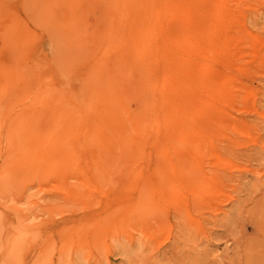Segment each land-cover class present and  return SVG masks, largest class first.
<instances>
[{
	"label": "bare ground",
	"instance_id": "obj_1",
	"mask_svg": "<svg viewBox=\"0 0 264 264\" xmlns=\"http://www.w3.org/2000/svg\"><path fill=\"white\" fill-rule=\"evenodd\" d=\"M256 2L50 0L42 27L64 35L71 57L45 61L43 30L0 0V194L37 186L80 198L100 191L88 179L102 164L127 162L123 225L141 213L157 225L179 222L177 239L208 240L194 213L211 209L217 225L234 200L227 188L246 171L261 179L224 158L245 132V114L259 113L247 103L252 82L264 79V39L246 24ZM258 214L264 228V207ZM24 220L16 218L13 260L33 236ZM94 226L68 243L88 249L105 231Z\"/></svg>",
	"mask_w": 264,
	"mask_h": 264
},
{
	"label": "rangeland",
	"instance_id": "obj_2",
	"mask_svg": "<svg viewBox=\"0 0 264 264\" xmlns=\"http://www.w3.org/2000/svg\"><path fill=\"white\" fill-rule=\"evenodd\" d=\"M49 1L7 0V4L31 28L43 30L38 44L41 60L47 61L53 53L59 60H68L71 48L64 35L53 32L50 25L42 27ZM246 24L252 35L264 39V0H257L247 11ZM251 87L253 94L247 103L259 108L264 116V79L258 85L252 82ZM259 113L245 114V132L236 136V144L224 158L245 169H257L261 179L246 171L227 188L234 200L224 207L226 218L217 225L209 223L211 209L194 213V218L210 229L208 240L192 239L190 235L177 239L179 222L171 220L157 225L153 219L144 220L141 213L129 217V223L123 225L122 208L130 200V194L123 193L130 187L126 176L129 165L107 162L99 168L97 178L88 179L100 191L83 190L80 198L37 186L22 196L0 194V264H264V228L258 214V209L264 207V117ZM20 213L25 215L27 233L33 236L25 248L14 254L13 260L7 251L19 228L16 218ZM98 222L105 231L99 237H89L88 249L78 248L77 242L68 243L81 227L91 225L93 230ZM227 230L232 236L225 234ZM166 236L170 239L157 250L158 242Z\"/></svg>",
	"mask_w": 264,
	"mask_h": 264
}]
</instances>
